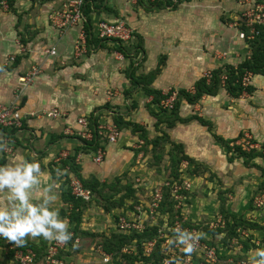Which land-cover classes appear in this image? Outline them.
Masks as SVG:
<instances>
[{
    "label": "crops",
    "instance_id": "crops-1",
    "mask_svg": "<svg viewBox=\"0 0 264 264\" xmlns=\"http://www.w3.org/2000/svg\"><path fill=\"white\" fill-rule=\"evenodd\" d=\"M65 1L41 0V5L28 12L23 23L15 14L20 10L13 13L0 12V29L10 24L0 37V102H17L22 112L27 114L20 131L7 132L0 128V140L6 142L4 149L0 150V166H14L22 161L39 162L40 190L33 192L32 202H38L42 198V189L45 186H52V192L57 199L51 207L58 210L61 218V208L67 207L61 199V183L75 177L72 172L66 175L69 168H62V160L73 156L81 145L76 138L82 130L79 119L89 120L90 117L101 116L100 125L116 126L111 123L112 116L116 113L122 115L125 121L143 127L149 141L164 136L170 140H167L166 145H171V141L182 145L185 155L193 160L183 161L191 163V169L199 166L204 172L199 176L194 175L193 179L197 183L204 181L210 188H215L221 179L224 185L222 189L233 188L235 184L238 187L242 182L247 183L239 187V190L236 189L237 192H230L229 200L225 204L226 211L230 215L264 225V211L255 208L252 200L254 193L257 195L263 192L260 186L264 175L257 168L246 166V157L233 156V152L223 142L232 146L234 142L241 143L249 136L251 143L264 145V76H253L250 84L255 87V91L238 98L230 96L220 86L215 94H205L193 105L181 99L179 117L184 121L176 122L172 128H168L165 123L159 124L158 128L165 129V133L157 130V118L151 113V110L161 112L159 103L152 104L149 110L153 96L147 95L139 87H134L127 75L131 65L135 67L138 77L152 74L160 67V72L154 77L150 88L163 93L171 89L187 90L201 79L202 71L223 67V63L236 66L235 64L245 60L250 52L248 42L243 41L246 47L244 51H239L240 40L227 35V38H222V31L225 32L226 29L218 21V17L209 21V10L203 8V5L196 11L189 7L190 4H202L198 0H184V3L173 0L175 8L156 7V0H138L136 3L127 0H88L91 1L92 11L88 17L85 13L84 16L85 22L90 20L93 38L98 39L94 31L99 21L104 20L126 24L133 31L132 40L128 43L104 40L103 47L94 44L88 47L87 43L86 53L77 55L75 46L80 32L85 29V22L61 32L51 25L49 19L50 13L59 9ZM178 3L180 4L177 5ZM42 13L43 16L40 17ZM29 29L38 32H34L32 36L26 34L25 38L19 36L20 31ZM19 38L24 39L23 42ZM222 41L233 45L232 50L221 47ZM210 43V48L216 53L209 57L205 46ZM119 44L124 47L127 56L116 49ZM19 45L25 48V53L16 56L15 64V61H10V57L17 54ZM114 46L115 50H112ZM52 47L57 51L56 56L43 55V50ZM218 51L227 55L223 57ZM119 53L123 58H119ZM37 64L41 66V73L32 84L22 86L20 79ZM54 109L62 115L57 118L44 115ZM31 112L35 116L30 117ZM196 117L202 118L206 126L196 120ZM132 128L129 126L119 130L121 135L116 142H105L106 154L100 164L93 161L94 152L77 156L76 164L80 166V174L84 179L103 178L106 181L127 173L144 175L148 182L146 185L151 186L157 181L152 177V166L145 165L150 151L154 152L153 145L146 144L140 138V132L133 134ZM60 134L69 137L52 141L55 135ZM144 144L147 145V153L141 149ZM9 148L12 149L11 153L7 152ZM257 151L261 152L258 149ZM230 157H233L232 160H229ZM251 164L264 167V156L255 157ZM209 174L215 178L207 183L206 177ZM232 174L238 176L235 178ZM139 180L136 178L137 183ZM246 190L249 194L252 193V197L247 203L246 200L242 203ZM7 196L6 189L0 191L1 208L8 206ZM230 219L232 223L233 218ZM68 228H72V225L68 224ZM246 229L250 233V240L254 241L249 243L259 245V239L263 240L264 232ZM24 239L26 245L32 238L25 236ZM250 251L251 254L254 252ZM82 252L83 249L78 256L83 260L85 257ZM240 253L246 255V250L243 249Z\"/></svg>",
    "mask_w": 264,
    "mask_h": 264
},
{
    "label": "rangeland",
    "instance_id": "rangeland-1",
    "mask_svg": "<svg viewBox=\"0 0 264 264\" xmlns=\"http://www.w3.org/2000/svg\"><path fill=\"white\" fill-rule=\"evenodd\" d=\"M179 2L184 3V0H179ZM198 2H202V4L200 3H197V5L190 4L189 7L192 8L193 11H196L197 9L199 10V8L203 5V8H206V10H209L208 11L209 21L211 19L216 20V18L218 17V21L220 20L221 25L224 24V28L226 29L225 32L224 30L222 31V38H227V36L236 37L241 42V45H238L240 47L239 51H242V50L244 51V47H246V44L243 45L244 40L240 39L239 37L241 31L243 30L242 28L243 25L240 26L239 24L242 22V12L245 10V8L249 7L255 1L253 0H224L223 2L222 0H202V1L198 0ZM262 2H264V0ZM179 4L180 3H178L177 5ZM8 5H9V8L7 9H5L3 6H0V12L2 13V12L8 11V12L13 13V12H16L17 10H20L19 13L17 11L15 14H17V16L20 17L23 23L25 16L29 14L31 10L36 8L35 6L41 5V0H20V1L15 0V1H12V4L8 3ZM15 5L17 7H15ZM216 10H218V12ZM231 15H233V17H230ZM42 16H43V13L40 15V17ZM4 21L7 22L6 19H4ZM9 27H10V24L7 26H3V28L0 29V37H1L2 32L5 31L6 29L8 30ZM201 31H203V28ZM9 32L12 33V30H10ZM34 32H38V31L35 29L33 30L29 29L28 31L24 30L22 32L20 31L19 36L21 38H25L26 34L32 36ZM19 40L23 42L24 39L19 38ZM210 45L211 43L205 46V49L209 57L212 55V53H214V55L216 53L213 49L210 48ZM247 45L249 46V51H250L247 55V57L249 58L251 56V48H250L249 41ZM232 46H230L228 42L222 41L221 47H224L227 49L229 48L231 51ZM115 47L116 46H114L113 47L114 49L112 50H115ZM218 52L223 57L227 55L224 52H221V51H218ZM238 54L240 56V53ZM241 55H244V53H241ZM247 57L245 59H248ZM239 64L240 63L235 64V65L239 66ZM227 65L230 66L228 63H223L222 65L223 67H217V68L223 69L224 66H227ZM36 66L41 68L39 64H37ZM231 66H234V65H231ZM217 68L213 70L209 69L206 71H215L217 70ZM203 74H204V71H202L201 73L202 77H203ZM196 76H199V75H196ZM193 89H194V86L187 88V90L188 91L190 90V92H193ZM168 91L169 92L174 91L177 94L179 89L166 90L165 92L169 93ZM170 113L171 112H168V114ZM157 130L158 131L161 130L162 132L166 133L165 129L163 128L161 129L157 128ZM165 140L170 141L169 137H166ZM171 142H169L171 145L169 144L166 145V143H161L159 147L153 150L154 151L153 153H151L150 151V156L146 160L145 165L152 166L153 171H154L152 172V177H154V179L156 178L155 180H157L154 183H152L151 186L146 185V183L148 182L147 180H145L146 178L142 174H139V175L131 174L130 175L126 173V174H123L122 176L120 175V177H112L111 179H108L106 181L103 178L98 180L101 184V185L99 184V189L101 190V194L104 197H107V196L114 197L115 201L117 202H119L122 198H125V200H123V203L125 206L122 207L124 209L119 208L109 213L105 212L104 209L102 208L103 198L99 197L97 193L94 194L93 198L90 201H88V203H85V207L83 209L84 218L82 222L85 224L81 226L82 230L88 231L89 233H93L96 235L95 237L93 236V238L85 237V239L83 240H80V241L77 240L71 247V251L74 252L72 256L75 257L77 260H79L81 264H106V263H103L102 253H98L95 251L96 244H103V240L104 238H106V236L109 237L110 235H112V233L118 232L116 230V224H117L118 216L122 214V211L125 212V215H126L129 213L128 210H131V209L135 210V207L140 204L144 206V210L146 211L148 215L147 217L148 220L144 223L145 228H143L140 233L135 234V235H140V236L142 235L143 237L142 244L144 243L142 245V248L145 252H147L146 248L147 249L150 248V246L148 245L149 243H153L155 245V246L154 245L152 246L153 250L156 247H158L161 254L165 252L166 248L162 245V242L164 240V235H168L170 237V240L173 241V243H171L172 246L177 244L175 243V240L172 236V234H174V230H173L174 228L172 227L175 224V222L178 221V222L183 223L184 226L187 228L197 229L200 233L202 242L208 244L210 247L215 249L217 253V257H218V262L216 264H242V262H245V264H252L250 257L254 255L255 250L258 249L259 246L262 247V241H260L259 239V242H260L259 245H256V243H249V241L247 242L239 241V244H236L233 241L234 238L238 237V234L236 233V229H234V231L230 230V227L229 226L226 227V224H225L228 221V217L226 215L225 204L229 200V195H231V193H234L236 189L239 190L240 189L239 187L244 186L247 183L243 184L242 182V184L239 185L238 187H236L238 184H235V187L233 188L229 187L227 189H222L224 185L222 183V180L220 179L217 183L218 184L217 187L210 188V186H208V184H206L204 181H202L201 184H199L197 183L196 180L193 179L194 175L199 176L203 174L204 172H202L199 167L191 169L190 167L191 163L190 164L188 163V166L186 168L188 172L187 184L192 187H189V190H187V189H184V187L186 186L183 184L182 189L179 191V195L182 196V199H180V197L176 199L175 196L173 195V192H171V184L172 182H176L178 183V185H181L182 180L179 181V179H180V175H182V173L180 172L181 171L180 163L182 159L178 162V159L181 158L179 155L180 154L179 149L174 147L173 145L174 143L173 142L171 143ZM146 146L147 145L144 144L143 148H141L145 152L148 150ZM227 146L233 152L232 153L233 156L241 157V154L239 155V153L236 150L235 151L233 150L236 148V146L242 148L241 145H236V142H234V145L232 146L227 145ZM242 152L250 153L249 151L243 150V149H242ZM178 169L179 171H177ZM194 170L197 173H194ZM69 174H71L70 169L67 170L66 172L67 176ZM232 175L235 176V178L238 176V174H232ZM75 177L78 178L76 175ZM149 177L151 178V175ZM136 178L140 179L138 183L136 181ZM206 178H207L206 180L208 181L207 183H209V181L212 178H215V176L212 174H209L208 177ZM80 182L82 183L81 180ZM194 182H196L197 184ZM135 183H137V185ZM160 184H162V188H163L162 189L163 191L162 201L164 202L163 204L161 202L158 205L156 209L157 210V214H156V212L153 211V207H152V201H153L152 195L154 194L155 189L157 190L161 187ZM242 194H245V193H242ZM251 197H252V193L249 194L248 191L246 190V194L242 198V203L244 200H246V203H247L248 202L247 200L251 199ZM255 197L256 195L254 193L252 200H254ZM254 207H255V203H254ZM67 210H68V206L67 207L63 206L61 208V211H60L61 218L60 219L63 220L66 218L65 212H68ZM139 215L140 214H137L136 217ZM151 217L153 219L155 218L152 226L148 225V223L152 222ZM68 224H71V223L69 222ZM220 228H222L224 232L221 234H216L215 233L216 230ZM148 235L151 236L152 238L144 239ZM50 242L51 241L45 240L42 237H35V238H32L31 240L29 239L27 241V244L28 246L33 247L34 249L36 248L37 250L40 249L39 255H40V260H41ZM246 243L248 244L249 247L247 248L249 249L245 248ZM6 246H7L6 239L4 238V240L0 241V257L3 256V257L10 258L12 257V252L7 253L5 250ZM79 246H82V248ZM91 248H93L94 251ZM76 249H78L77 252H75ZM81 249L84 250V252L82 253H83V257L85 258H83V260L80 258V256H78V253L80 252ZM243 249L246 250V255H243L242 253H240V251H243ZM123 250L127 254L128 253L131 254L132 252L136 253L137 252L136 244L132 242L131 244L126 246ZM250 250H254V252L251 254ZM176 253L177 255H181L180 251H177ZM149 254H151V251L148 253V255ZM247 254H250V255H247ZM61 255H64V254L62 253ZM118 259H119V262L121 263L124 262V259L122 260L120 255L118 256ZM193 260H196L194 255H193ZM0 261H1V258H0ZM203 263L204 261L202 259L199 261V263L195 262V264H203Z\"/></svg>",
    "mask_w": 264,
    "mask_h": 264
},
{
    "label": "built area",
    "instance_id": "built-area-1",
    "mask_svg": "<svg viewBox=\"0 0 264 264\" xmlns=\"http://www.w3.org/2000/svg\"><path fill=\"white\" fill-rule=\"evenodd\" d=\"M131 3H136L138 0H127ZM252 3L249 7L245 8L242 12V22L239 24L240 26L243 25L242 28H247L250 31V36H247L245 31L242 30L240 33V39L246 41V39H250V37L255 33L256 28L262 27L264 28V2H260L258 0ZM88 0H66L59 9L53 10L50 15L49 19L51 25L59 30V31H66L74 26L81 25L85 22L84 16V9L87 4ZM0 6H3L7 9L9 6L5 0H0ZM1 26V22H0ZM95 36L101 40H117L120 43H128L132 40L133 31L123 22H107L104 20L99 21L97 27L94 31ZM87 51V38L86 33L82 30L79 34V40L75 46V53L77 55L85 54ZM25 48L19 45V50L17 54L10 57V61L14 62L17 55L24 54ZM43 55L50 57L56 56L57 51L54 47L43 50ZM119 58H123L121 53L118 54ZM41 73V68L34 65L31 67V70L25 74L20 79V83L22 86H29L35 80V78ZM203 77L208 80V82L212 79V71H206L203 74ZM252 78L251 73H246L243 78V84L249 85L250 79ZM223 82L227 79L226 75L222 76ZM167 95L168 93H163ZM177 100V94L172 92L170 96L165 99H162L159 102V108L161 110H165L167 112H171ZM30 117L35 116L34 113H29ZM49 118H57L60 117L62 114L58 110L54 109L49 112H45ZM27 117V114L23 113L20 105L15 102L12 104H4L0 102V128L4 129L7 132H18L23 128L24 121ZM78 123L82 126V130L80 132V136L82 138L90 139L91 134L87 132L88 127V120L85 118L79 119ZM99 134L107 137L108 143H114L120 137L121 133L119 129L114 125L109 124H101L98 128ZM251 138L246 136L244 140L239 143L244 150L251 151V150H260L261 153H264V145L258 146L250 142ZM12 149H7L8 153H11ZM93 161L97 164H100L105 157L106 150L102 147H99L96 152L93 153ZM188 163L183 161L181 163V173L179 181L182 180L181 185H178L176 182H172L171 184V192L176 199L182 196L179 195V191L182 189V185L184 184L186 187L184 189L189 190V186L187 184V175L188 172L186 170ZM159 189L154 190V194L152 195V207L153 211L157 214V207L162 202L163 199V191H162V184ZM169 185V184H167ZM69 187L71 188L72 195L76 198H81L85 201H90L92 199L91 192L84 187V185L80 182V180L76 177L70 179ZM255 207L264 211V192H260L256 195L254 199ZM128 214L118 216L116 230L123 234H133V233H140L143 228H145V222L148 220V215L144 210V206L142 204L137 205L135 210H128ZM137 214H140L136 217ZM152 218V217H151ZM155 219V218H154ZM154 219L152 218V222L148 223V225L152 226ZM173 230L179 228L181 231H187L191 233L193 236H199V239L194 242V250L187 254L184 252V245L175 244L172 246L168 243L170 237L168 235H164V240L162 245L166 248V251L163 252V259L161 264H195L202 259L204 261L203 264H216L218 262L217 253L214 248L210 247L208 244L202 242L200 233L195 228H187L181 222H175L173 225ZM236 233L238 234L237 238H234V242L239 244V241L247 242L250 240V233L248 230L244 229L243 227H237ZM174 240L176 233L172 234ZM3 239L0 238V241ZM251 242H254L250 240ZM6 247L5 250L7 253L12 252V257H3L1 256L0 264H81L79 260H77L73 256H66L61 255L62 251L67 250V243L60 245L57 244L55 241H51L43 258L40 260V256L38 252L29 247L24 245L23 247H17L14 244H11L9 241L6 240ZM150 246L149 249L146 248L147 252L146 255L150 251H152L153 243L148 244ZM98 253H102L103 256V263L112 264L111 256L105 254L100 247H95ZM177 249V250H176ZM177 251L181 252V255H177ZM150 255V254H149ZM193 255L195 256L196 260H193ZM40 261V262H39ZM245 264V262H242Z\"/></svg>",
    "mask_w": 264,
    "mask_h": 264
},
{
    "label": "trees",
    "instance_id": "trees-1",
    "mask_svg": "<svg viewBox=\"0 0 264 264\" xmlns=\"http://www.w3.org/2000/svg\"><path fill=\"white\" fill-rule=\"evenodd\" d=\"M5 1L7 2V4L8 3L12 4V1L15 0H5ZM186 1H191V0H186ZM258 1L261 2L263 0H258ZM154 5H156V7L159 8L163 6L164 7L173 6V8H175L173 0H156ZM91 11H92L91 1H88L84 9L85 16L88 17ZM84 28H85L84 30L86 33L87 43L89 45L88 47H90L92 44L98 47L104 46V42H105L104 40L95 39L92 37V33H91L92 30L89 19H87V21L85 22ZM243 30L245 31L247 36H250L249 29L244 27ZM246 41L250 42V48H251V56L248 59H245L243 62H241L239 66L236 67L226 66L225 69H217L215 71H212V79L208 82L207 79L202 77L199 81L195 83L193 92H190L186 89H180L177 92V100L175 103V107L170 114H168V112L165 110H161L160 113H156L151 110L152 104L159 103L162 99H165L172 94L171 91L167 95H164L162 92L154 90L149 87L152 81L154 80V77L160 72V67H158V69L152 74L138 77L136 76L135 67L131 65V69L128 71L127 75L132 85L134 87H139L147 95L153 96V100L151 104H149L148 108L149 110H151L153 116L157 118L156 128H158V125L162 123L163 124L165 123L168 126V128H172L176 124V122L184 121L179 117L181 99L182 100L184 99L187 101L188 104L193 105L197 103L203 95L215 94L219 90L220 86L224 87L229 93V95L235 98H238L243 94H252L255 91V87L251 84L245 86L243 84V78L246 73H251L252 76H256V75L264 76V28L258 26L255 30V33L250 37V39L248 40L246 39ZM116 49L120 52H123L127 56L126 50L121 44H119ZM16 63L17 62L15 59V64ZM224 74L226 75L227 79L223 82L222 76ZM112 119L113 121H111V123L115 124L120 131H122V129L126 127L132 126L133 134L140 132V138L143 139L146 144H152L153 150L159 147L161 143L167 142L165 141L164 136H159L155 138V140L149 141L146 135L147 131L143 127H140L138 124H133L132 122L125 121L123 119V116L120 114L114 113ZM195 119L201 122L202 125L206 126L205 121L202 118L196 117ZM100 120H101V116H96L95 118L92 117L89 118L87 132L91 134V138L86 139V138H82L81 136H76V138L80 140L81 145L75 150V154L73 156H69L66 159L62 160V168L68 167L71 170V172L74 173L82 181L84 187L91 192V195L94 196V194L97 193L99 197L103 198L102 208L104 209L105 212L109 213L113 210L125 206L123 203V200H125V198H122L119 202H117L115 201L114 197H110V196L104 197L101 194V190L99 189L100 182L98 181V179L96 178H92L88 180L84 179L83 176L80 174V166L76 164V158L79 154H90L92 152H96L99 147L105 149V142L108 143V139L107 137H104L103 135L99 134L98 128L101 123ZM66 137L69 136H65L64 134L55 135L52 141ZM223 142L225 143L228 150L231 151L230 148L227 146V145L230 146V143L228 144V142L225 141ZM173 145L174 147L179 149V153H180L179 155L181 158L178 159V162L181 159L182 161L183 160L193 161L191 158L185 155L182 145H177V144H173ZM236 148L233 150L234 151L236 150L239 153V155L241 154V157L247 158L245 162L246 166L255 167L259 169L264 175V167H261L257 164H251L252 159H254L255 157L264 156L261 152H258L257 150H251L249 151L250 153H247V152H242V148L238 146H236ZM232 158L233 157H230L229 160H232ZM181 163H180V167H181ZM196 167L198 168L199 166H195V168ZM177 171H179V169ZM194 173L197 172H195L194 170ZM69 181L66 180L61 183V199L68 206V210H67L68 212H65V215L72 225V228L68 229V231L72 233V239L67 242V250L61 252L66 256L68 255L72 256V254H74V252L71 251V247L77 240L79 241L83 240L85 239V237L93 238V236L95 237L96 235L93 233H89L88 231L82 230L81 226H82L83 214H84L83 209L85 207V203L88 202L81 198H76L74 195H72L71 188L69 187ZM260 187L261 190L264 192V181L261 183ZM163 202L164 201H162V204ZM121 215H125V212L122 211ZM226 215L228 217V221L225 224L226 227L227 226L230 227V230L234 231V229H236L237 227H243L245 229L249 228L251 230H259L264 232V225L248 221L242 217H236L230 215L227 211H226ZM230 218H233L232 223H230ZM223 232L224 230L220 228L216 230L215 233L221 234ZM135 234L136 233L128 234V235L120 232L112 233V235H110L109 237L106 236V238H104L103 244H96L95 247H100L105 254L111 256L113 264H161L164 256L163 253L161 254L159 248L156 247L154 250L152 249L151 254L146 255L145 251L142 248V245L144 244V243L142 244L143 242L142 235L140 236ZM151 238L152 237L148 235L144 239H151ZM132 242L136 244L137 252L136 253L132 252L131 254L128 253L129 254L128 255L127 253L124 252L123 249ZM245 245H246L245 248L249 247L247 243ZM79 247L82 248V246ZM259 248H264V238L262 240V247L259 246ZM78 249H76L75 252H77ZM35 250L38 252L39 255L40 249L37 250L36 248ZM119 255L122 258V260L124 259V262L122 263L119 262L118 259Z\"/></svg>",
    "mask_w": 264,
    "mask_h": 264
},
{
    "label": "clouds",
    "instance_id": "clouds-1",
    "mask_svg": "<svg viewBox=\"0 0 264 264\" xmlns=\"http://www.w3.org/2000/svg\"><path fill=\"white\" fill-rule=\"evenodd\" d=\"M5 143L0 140V150L4 149ZM40 176V164L36 161L0 166V191H8V206L0 208V237L17 247L24 246L25 236L42 237L60 245L72 239L67 220L60 219L58 210L51 207L57 199L52 186H45L42 198L38 202H32L33 192L40 190ZM174 231L175 243L184 245V252L190 254L199 236H193L179 228ZM168 243L173 241L169 240ZM250 260L252 264H264V248L256 249Z\"/></svg>",
    "mask_w": 264,
    "mask_h": 264
}]
</instances>
